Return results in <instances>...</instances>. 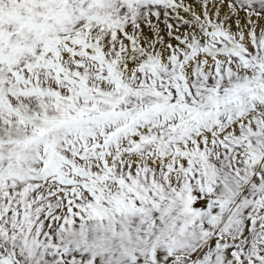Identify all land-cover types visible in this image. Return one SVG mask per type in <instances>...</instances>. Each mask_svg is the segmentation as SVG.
<instances>
[{
    "label": "snow or ice",
    "instance_id": "obj_1",
    "mask_svg": "<svg viewBox=\"0 0 264 264\" xmlns=\"http://www.w3.org/2000/svg\"><path fill=\"white\" fill-rule=\"evenodd\" d=\"M0 264H264V0H0Z\"/></svg>",
    "mask_w": 264,
    "mask_h": 264
}]
</instances>
